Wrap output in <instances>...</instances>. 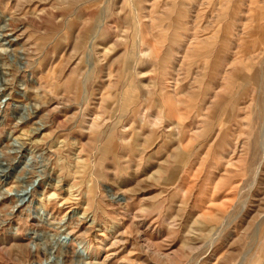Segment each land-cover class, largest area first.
Instances as JSON below:
<instances>
[{"label":"rangeland","instance_id":"374dc122","mask_svg":"<svg viewBox=\"0 0 264 264\" xmlns=\"http://www.w3.org/2000/svg\"><path fill=\"white\" fill-rule=\"evenodd\" d=\"M4 20L0 264H264V0H0Z\"/></svg>","mask_w":264,"mask_h":264},{"label":"bare ground","instance_id":"6f19581e","mask_svg":"<svg viewBox=\"0 0 264 264\" xmlns=\"http://www.w3.org/2000/svg\"><path fill=\"white\" fill-rule=\"evenodd\" d=\"M7 22L4 20V23L2 25H0V29L2 30H5L6 27H7ZM3 41H6L4 39H2ZM8 44V42H6ZM3 90V89H2ZM1 91V90H0ZM4 95H0V98H3ZM263 151V150H262ZM33 184H30L28 186H26L24 189H22V193L25 194V195H28L29 192H28V187H32ZM33 192V191H32ZM31 192V193H32ZM19 198V197H18ZM24 201V198H19L17 204L14 206V208H18L19 207V204H21L22 202ZM44 213H46V208L44 206H41L40 210L36 213L37 214V219H39V221L42 223V224H46V225H50L49 222L43 217L44 216ZM58 229H59V233L56 234L57 238L55 239L56 242L54 245H57L58 244V247L59 248H62L65 243L60 240L62 237L66 238L68 237V233H67V229H66V224L64 223V221H59L58 222ZM34 235H36L34 233ZM40 239L39 236L37 235L35 237V240L36 239ZM53 245V246H54ZM52 249V248H51ZM53 251V250H51ZM83 253H86L87 254V249H84ZM83 253H77V257H78V263H81V264H91L90 262H87V260L85 259V256H83ZM89 255V254H88ZM87 262V263H86ZM50 262L46 261L45 263H38V264H49Z\"/></svg>","mask_w":264,"mask_h":264}]
</instances>
